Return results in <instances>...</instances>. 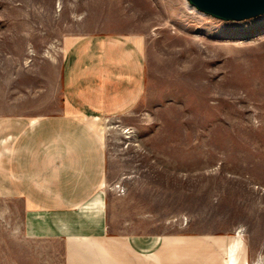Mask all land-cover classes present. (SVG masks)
Masks as SVG:
<instances>
[{
	"label": "rangeland",
	"instance_id": "obj_1",
	"mask_svg": "<svg viewBox=\"0 0 264 264\" xmlns=\"http://www.w3.org/2000/svg\"><path fill=\"white\" fill-rule=\"evenodd\" d=\"M104 33L142 37L147 62L140 106L103 122L108 263L224 264L239 240L236 264H264V16L224 22L187 0H0V120L56 113L65 41ZM68 256L64 239L28 236L22 203L0 196V264Z\"/></svg>",
	"mask_w": 264,
	"mask_h": 264
},
{
	"label": "crops",
	"instance_id": "obj_2",
	"mask_svg": "<svg viewBox=\"0 0 264 264\" xmlns=\"http://www.w3.org/2000/svg\"><path fill=\"white\" fill-rule=\"evenodd\" d=\"M146 90L142 37H72L64 46L58 111L0 120V196L22 203L28 236L67 242V264H122L120 252L109 263L106 254L103 122L131 115ZM240 246L238 240L225 251L230 264Z\"/></svg>",
	"mask_w": 264,
	"mask_h": 264
},
{
	"label": "water",
	"instance_id": "obj_3",
	"mask_svg": "<svg viewBox=\"0 0 264 264\" xmlns=\"http://www.w3.org/2000/svg\"><path fill=\"white\" fill-rule=\"evenodd\" d=\"M198 12L224 22L264 16V0H187Z\"/></svg>",
	"mask_w": 264,
	"mask_h": 264
},
{
	"label": "bare ground",
	"instance_id": "obj_4",
	"mask_svg": "<svg viewBox=\"0 0 264 264\" xmlns=\"http://www.w3.org/2000/svg\"><path fill=\"white\" fill-rule=\"evenodd\" d=\"M188 7H189L191 10L198 12V11H197L194 7H192L189 3H188ZM236 246H237V245H236ZM231 253H232V251L230 252V254H231ZM228 259H229V257H228ZM229 261H230V259L227 260V261H225V263H226V264H230Z\"/></svg>",
	"mask_w": 264,
	"mask_h": 264
}]
</instances>
